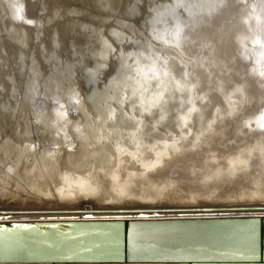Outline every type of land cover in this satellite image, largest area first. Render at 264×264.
<instances>
[{
	"label": "bare ground",
	"instance_id": "obj_1",
	"mask_svg": "<svg viewBox=\"0 0 264 264\" xmlns=\"http://www.w3.org/2000/svg\"><path fill=\"white\" fill-rule=\"evenodd\" d=\"M19 1L0 0L3 215L264 211V0Z\"/></svg>",
	"mask_w": 264,
	"mask_h": 264
},
{
	"label": "water",
	"instance_id": "obj_2",
	"mask_svg": "<svg viewBox=\"0 0 264 264\" xmlns=\"http://www.w3.org/2000/svg\"><path fill=\"white\" fill-rule=\"evenodd\" d=\"M85 204L90 202L79 205ZM56 210L82 215L17 218L0 211V264H264V211L121 209L133 214L95 215L86 209Z\"/></svg>",
	"mask_w": 264,
	"mask_h": 264
},
{
	"label": "rangeland",
	"instance_id": "obj_3",
	"mask_svg": "<svg viewBox=\"0 0 264 264\" xmlns=\"http://www.w3.org/2000/svg\"><path fill=\"white\" fill-rule=\"evenodd\" d=\"M9 1V3L11 4V5H13V6H22L21 8L23 9L24 8V6H23V4H22V2H20L19 0H8ZM21 1H25V0H21ZM38 1V2H37ZM46 1V2H45ZM52 1H55V4H56V2H58L59 4H62L63 3V1L64 0H59V1H56V0H33V2H35L34 4L37 6V9H39V12H41L40 11V9H41V6L43 7V3L45 2V3H50V2H52ZM43 2V3H42ZM38 5H37V4ZM35 11H36V9H35ZM42 26H45L44 24L42 25ZM241 181H244V180H241ZM215 202H218V201H215ZM202 204H209L208 202H205V203H202ZM77 205V204H76ZM199 205V204H198ZM77 206H81V205H77ZM199 206H201V205H199ZM203 206V205H202ZM206 206H208V207H210L209 205H205V207ZM162 208L163 209V206H158L157 208ZM54 208H56L55 206H54ZM120 208H122V207H120ZM25 209V208H24ZM88 209V208H87ZM253 210V209H252ZM239 211V212H238ZM238 211H236V210H234V209H231V210H221V211H216V210H210V211H208V212H210V213H217V212H230V213H241V210H238ZM248 211V210H247ZM168 211H164V212H160V213H164V214H166ZM170 212V211H169ZM172 213H174V212H172ZM50 215V214H55V215H82V213L81 212H77V213H68V212H57V211H54V212H43L42 214H34L35 216H37V215ZM95 214V213H94ZM110 214V213H109ZM114 214H133L132 212H114ZM100 215H102V214H100Z\"/></svg>",
	"mask_w": 264,
	"mask_h": 264
}]
</instances>
